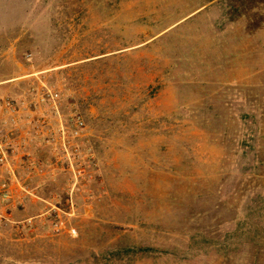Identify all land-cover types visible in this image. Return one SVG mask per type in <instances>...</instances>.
Here are the masks:
<instances>
[{"label":"rangeland","instance_id":"rangeland-1","mask_svg":"<svg viewBox=\"0 0 264 264\" xmlns=\"http://www.w3.org/2000/svg\"><path fill=\"white\" fill-rule=\"evenodd\" d=\"M0 94V264H264V0H0ZM76 116L70 164L36 126Z\"/></svg>","mask_w":264,"mask_h":264},{"label":"built area","instance_id":"built-area-1","mask_svg":"<svg viewBox=\"0 0 264 264\" xmlns=\"http://www.w3.org/2000/svg\"><path fill=\"white\" fill-rule=\"evenodd\" d=\"M47 96L46 99H41L42 102L49 100L56 107L58 96L55 95L56 100L50 92ZM23 106L24 102L16 103L10 97L0 94V120H4L3 122L9 130L0 134V223L3 224L10 222L13 212L24 206L23 202L26 196L19 195L18 187L20 184L14 165L15 158H18L17 153L19 155L22 147L25 148L27 143L25 135L23 137L15 135L19 130L18 121L23 114ZM55 116L57 118L58 113H55ZM68 118L70 119L66 118L64 125L59 121L57 125H48L49 127L45 130L40 127L43 122H39V125L35 126L38 135L44 133L41 138L38 137L40 143L42 141V145L47 148L50 147L54 153H61L63 158L72 164V159L79 154L78 145L74 139L78 134L76 125L80 124V117ZM40 143L38 142V147L41 146ZM22 192L26 193L24 189Z\"/></svg>","mask_w":264,"mask_h":264},{"label":"trees","instance_id":"trees-1","mask_svg":"<svg viewBox=\"0 0 264 264\" xmlns=\"http://www.w3.org/2000/svg\"><path fill=\"white\" fill-rule=\"evenodd\" d=\"M145 250V249H144ZM91 259H93V257L91 256Z\"/></svg>","mask_w":264,"mask_h":264}]
</instances>
